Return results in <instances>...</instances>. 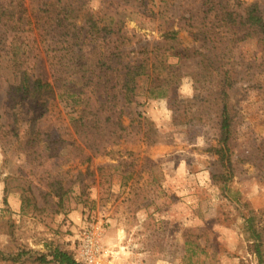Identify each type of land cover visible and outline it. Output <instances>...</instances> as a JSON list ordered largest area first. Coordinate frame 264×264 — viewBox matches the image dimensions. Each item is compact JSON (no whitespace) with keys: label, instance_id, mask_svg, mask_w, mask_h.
<instances>
[{"label":"rangeland","instance_id":"1","mask_svg":"<svg viewBox=\"0 0 264 264\" xmlns=\"http://www.w3.org/2000/svg\"><path fill=\"white\" fill-rule=\"evenodd\" d=\"M11 1L29 19L19 33L0 25V264H39L56 248L80 264H264V43L248 26L231 42L219 24L225 9L239 22L252 5L264 19V0H74L77 26L87 13L101 27L113 20L131 59L147 57L141 46L168 57L161 73L137 77L132 104L111 83L104 99L86 93L82 117L57 93L11 99L24 74L62 75L44 46L62 41L50 26L68 8ZM211 66L220 74L206 75ZM227 70L223 161L218 83Z\"/></svg>","mask_w":264,"mask_h":264},{"label":"trees","instance_id":"2","mask_svg":"<svg viewBox=\"0 0 264 264\" xmlns=\"http://www.w3.org/2000/svg\"><path fill=\"white\" fill-rule=\"evenodd\" d=\"M68 8H60L58 16L54 20L53 27L50 26L51 32H55V36L61 38L62 41H57L50 44H45L48 51L54 54V59H58L55 66L61 67L62 75L53 83L45 82L41 78L30 79L27 74L21 78L20 84L12 86L11 99L17 101L33 100L36 102L44 97H50L59 94L60 99L72 102L75 107L84 108L79 110L81 117L85 111L86 93L90 92L95 96L102 95L107 92L111 83L118 90L117 97H121L122 105L132 104L136 97V79L151 72L159 74L166 68L168 57L166 55L152 54L147 46H141V51L147 57H141L139 60L131 59L128 48L129 43L125 42L121 31H116V23L112 20L109 24L100 26L94 16L86 14L84 25L77 26L80 10L73 9V1L66 0ZM212 4V3H211ZM48 11V10H47ZM45 11L47 14L48 12ZM247 17L241 18L238 22L234 17L233 12L225 9V14L222 15L219 24L221 28H225L230 35L231 42H239L243 38L239 37L240 30L244 27H249L248 35L250 37L258 36L259 41L264 43V19L259 15V10L252 5L246 10ZM26 10L21 4H16L15 1L0 0V25L8 28L13 32L19 33L25 31L23 28L26 25L27 18ZM73 22V23H70ZM37 26V25H36ZM49 27L37 26L36 30L44 32ZM87 29V30H86ZM175 32L169 34L173 35ZM168 35V37H169ZM42 36V35H41ZM124 41L122 42V40ZM96 41H102L100 44ZM95 43L94 49L91 50L93 55L86 53L87 44ZM14 45L11 46V52ZM62 51L63 54L57 56L56 53ZM17 53V52H16ZM15 53V66L21 69L22 59L17 61ZM153 55L152 57H150ZM77 69L74 73L72 70ZM203 70L206 75L213 77L214 73H219L220 70L211 66V70L207 68ZM67 70H70L69 75H63ZM220 74V73H219ZM207 77V76H206ZM224 79L218 83L221 87L220 102L222 105L221 112V135L222 148L217 150V155H220L223 161L228 160V141L231 136L232 118L229 112L228 89L233 86L232 72L227 70ZM209 79V78H207ZM210 80V79H209ZM210 83L213 82L211 79ZM207 84V83H206ZM98 99V98H97ZM97 102L104 104L103 100L98 99ZM93 116V114L91 113ZM97 119V116H93ZM88 121L89 117L80 118ZM92 122V121H91ZM22 256V255H21ZM51 260L48 256L42 255L35 260L39 264H80L68 253L58 248L51 253ZM18 259H14L17 262Z\"/></svg>","mask_w":264,"mask_h":264},{"label":"built area","instance_id":"3","mask_svg":"<svg viewBox=\"0 0 264 264\" xmlns=\"http://www.w3.org/2000/svg\"><path fill=\"white\" fill-rule=\"evenodd\" d=\"M93 248H94V245H87L86 246V248H85V250H86V256H88L89 258L90 257H93V255H92V252H93Z\"/></svg>","mask_w":264,"mask_h":264}]
</instances>
